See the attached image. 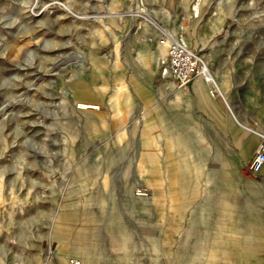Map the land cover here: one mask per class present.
Here are the masks:
<instances>
[{
	"label": "rangeland",
	"instance_id": "1",
	"mask_svg": "<svg viewBox=\"0 0 264 264\" xmlns=\"http://www.w3.org/2000/svg\"><path fill=\"white\" fill-rule=\"evenodd\" d=\"M179 33L214 76L188 100L153 49ZM84 101L102 105L77 114ZM262 132L264 0H0V264H235L258 231L221 252L203 239L215 217L264 228L262 181L235 179L262 192L240 212L216 204L248 139L241 174L264 179L249 168Z\"/></svg>",
	"mask_w": 264,
	"mask_h": 264
},
{
	"label": "crops",
	"instance_id": "2",
	"mask_svg": "<svg viewBox=\"0 0 264 264\" xmlns=\"http://www.w3.org/2000/svg\"><path fill=\"white\" fill-rule=\"evenodd\" d=\"M176 37H178V36H176ZM193 84H191V85H193ZM206 86H208V85L204 84L201 81V79H198V90H197L198 93L202 92V90ZM226 160H228V161L232 160V162H227L226 163V165L229 164L228 166L237 165V163H236V161L234 159L227 158ZM228 172H231V174H229L227 176L228 179H226L225 176L223 175L225 172L223 174H221L220 177H219L220 181H219V185L218 186L220 188L224 189L225 191H223L222 189L217 190V192L221 193V195L217 196L216 204L219 207V204L221 202L220 198H225V200L229 201L235 207L236 211L240 212V210H238V206H239L240 203H242V201H247L248 203H255L257 201V199L260 197L258 195H261L262 192L260 190H255L253 188H247L246 190H243L244 191V195L242 196L241 193L243 191H241L239 186L236 184L235 179L239 178V180H240L239 182L243 183L246 187L248 186L246 182H252V181L255 182L257 179L249 180V179L243 178V176L241 174V169L239 170L238 173L236 172L235 169H232V171H228ZM232 181H234V182H232ZM228 182H230V184H229L230 186L227 184ZM249 190L251 191V193L249 192ZM258 191H260V192H258ZM191 197H193V199H195V198H198L199 195L196 194V195H193ZM259 200L261 201V198H259ZM220 213H221V211H219V213H217V215L220 214ZM241 214L242 213H240V215ZM250 217H252V216H250ZM248 220H249L248 218L247 219H243L242 217L239 218V221L236 224H234L233 226L230 227V229L235 231L237 234H234V233L231 234V233H228V232H225V231L222 232L217 227V225H216V217H215V220H214L215 227L214 228L216 230L213 231L211 234L209 232L206 233V238L203 239L204 243L213 242L214 240L212 241V239H217V238L224 239V241H228V242H230V241H243V242L246 243L248 240L245 239L244 233L253 232V231L254 232L258 231L259 238H261V240H264V228H263V226L261 224L258 225V222H257V220L254 217H252V221H248ZM201 232L202 231H199V233H198V239H200L199 234ZM198 242H197V244H195L197 246V248H198ZM253 244H259V243H253ZM263 244L264 243H261L259 245H263ZM209 246H215V247L224 246V249L227 248V246L224 245V244H221L220 241L218 243H209ZM254 250H255L254 252H250V251L246 252V251H243L242 249H240L238 254H237V257L235 259H232V257H227V258L223 259L222 261L227 260V261H231V262H233L235 264H263V261L258 257L262 253V249L255 248ZM207 253L205 252V260H206V258H209L208 255H209L210 251H208Z\"/></svg>",
	"mask_w": 264,
	"mask_h": 264
},
{
	"label": "built area",
	"instance_id": "3",
	"mask_svg": "<svg viewBox=\"0 0 264 264\" xmlns=\"http://www.w3.org/2000/svg\"><path fill=\"white\" fill-rule=\"evenodd\" d=\"M158 42L167 49V69L175 82L181 86H189L197 79H201L206 85L214 83L210 67L189 50L181 39L164 34ZM249 168L253 175H258L264 168V142L255 153Z\"/></svg>",
	"mask_w": 264,
	"mask_h": 264
},
{
	"label": "bare ground",
	"instance_id": "4",
	"mask_svg": "<svg viewBox=\"0 0 264 264\" xmlns=\"http://www.w3.org/2000/svg\"><path fill=\"white\" fill-rule=\"evenodd\" d=\"M224 12L222 11L221 13H220V18L216 21V23H215V25H213V29H217L218 27H219V25H220V23H221V19H222V14H223ZM163 15H164V13H163ZM170 17H168L167 19H165V20H163V22H170L171 20L169 19ZM225 19V18H224ZM165 24V23H164ZM171 28V27H170ZM179 29L182 31V28H180L179 27ZM160 31H162V28H159L158 27V29H153L152 30V32L155 34V35H159V33H160ZM165 32V31H164ZM173 32L175 33V34H177L176 33V30H175V28H173ZM176 36H178L179 38L181 37V35H180V33H179V35H176ZM181 41H182V43L189 49V50H191L192 51V49H190L189 47H190V45L187 43V41L185 40V39H181ZM159 43V42H158ZM157 43V45H155L154 47H153V49H154V51H155V57H156V63H157V68L158 69H161V71H162V67L164 68V66H166L167 67V56H166V53H167V49H166V47L165 46H160L159 44ZM193 53H195V55L196 56H198L200 59H202L199 55H198V53H196L195 51H192ZM164 60H165V62H164ZM165 70V72H163V77H162V81H163V79L166 81V82H169V85L170 86H174V82H172L173 80H172V78H171V76L169 75V72H168V69L167 68H165L164 69ZM124 79V78H123ZM125 81V80H124ZM164 82V81H163ZM179 87H182L181 89H180V91L179 92H181V94H182V96L185 98V100H188V99H190V95H187V94H185L186 92H185V86L183 87V86H181V85H178ZM178 88V87H177ZM120 91H123L122 89L120 90ZM133 92L132 91H125V93H122V92H120V94H118V92L116 93V94H114V95H112V97L113 98H111V99H109V107H110V109H111V112L113 113V112H116V111H119V109H120V106H119V102L118 101H120L119 99H120V97H121V95H123V97H125V98H130V96H131V94H132ZM122 97V98H123ZM102 104H100V105H96L95 103H93V102H90V101H84V102H81V103H78V105H77V107H75V111L77 112V114H80V115H83V113L84 114H88V113H91V111H89V109L88 108H100V106H101ZM105 105V104H104ZM159 126V125H158ZM156 128L158 129V127H155V130H156ZM162 128V127H161ZM148 133V132H147ZM262 135L264 136V133L262 132ZM246 138V137H245ZM244 138V139H245ZM120 139H122V138H120ZM159 142H161V138H160V140H159ZM164 142V141H163ZM258 147H260V146H258ZM157 148V147H156ZM253 149H254V144L252 143V141H250V139H248L244 144H243V149H242V154L240 155V156H234L233 157V159L236 161V163H237V165H234L235 167H233V169H241V167L243 166V165H245L246 164V162H247V160H248V157L253 153L252 151H253ZM257 149V148H256ZM157 152V151H156ZM159 153H161V154H163V152L162 151H159L157 154H159ZM146 165V164H145ZM150 172L151 170L150 169H148V168H145V169H143V172ZM263 172H264V168H263V170L261 171V174H263ZM236 173V172H235ZM257 176V175H256ZM239 179V178H238ZM256 181H262V183H264V179H263V177H260L258 180H256ZM245 239H248V238H245ZM240 241H237V242H234V243H232L231 241L230 242H228V241H220V243L221 244H224V245H228V246H230V247H233V246H235V245H239V246H245L246 244H242L241 242L239 243ZM209 243H212V242H209ZM209 243H206V245H208V247H209ZM247 246V245H246ZM249 246V245H248ZM208 247H207V249H208ZM254 248H264V246H255ZM224 250V246H222V247H217V249L215 250V251H217V252H221V251H223ZM229 250H234V249H232V248H229ZM208 252V251H207ZM234 252V251H233ZM239 252V251H238ZM77 264H81L80 262H78Z\"/></svg>",
	"mask_w": 264,
	"mask_h": 264
}]
</instances>
